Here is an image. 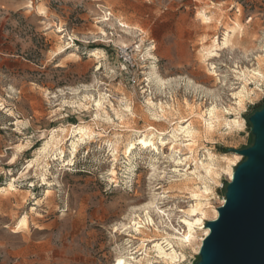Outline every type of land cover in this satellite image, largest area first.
Returning <instances> with one entry per match:
<instances>
[{
	"label": "rangeland",
	"instance_id": "rangeland-1",
	"mask_svg": "<svg viewBox=\"0 0 264 264\" xmlns=\"http://www.w3.org/2000/svg\"><path fill=\"white\" fill-rule=\"evenodd\" d=\"M263 105L264 0H0V264H196Z\"/></svg>",
	"mask_w": 264,
	"mask_h": 264
},
{
	"label": "water",
	"instance_id": "water-1",
	"mask_svg": "<svg viewBox=\"0 0 264 264\" xmlns=\"http://www.w3.org/2000/svg\"><path fill=\"white\" fill-rule=\"evenodd\" d=\"M252 144L232 171L196 264H264V105L249 117Z\"/></svg>",
	"mask_w": 264,
	"mask_h": 264
},
{
	"label": "bare ground",
	"instance_id": "bare-ground-1",
	"mask_svg": "<svg viewBox=\"0 0 264 264\" xmlns=\"http://www.w3.org/2000/svg\"><path fill=\"white\" fill-rule=\"evenodd\" d=\"M203 19H205V21L207 20V19H209V17H206V16H203ZM224 41V40H223ZM155 79V78H154ZM150 80H151V78H150ZM157 81H158V79H157ZM159 82H160V84H164V81L160 78L159 79ZM163 89V88H162ZM244 99V98H243ZM97 104V103H96ZM235 105V104H234ZM126 109V108H125ZM226 112V111H225ZM208 116H209V118L207 119V120H204L205 121V126H206V128H212L213 127V123H212V120H214V119H217L219 116H220V112L219 111H217L215 108H211L210 110H209V112H208ZM111 120V119H110ZM181 128V130L184 132V131H186L185 129V127L184 126H181L180 127ZM205 128V129H206ZM206 130H208V129H206ZM92 132L91 131H88L87 133H86V135L87 136H89L90 134H91ZM192 134V133H191ZM190 135V134H189ZM138 140V143L139 144H141L140 143V141H144V142H146V143H148L150 146H153V140H152V138L151 137H149V136H145V135H143V136H141L139 139H137ZM186 144V143H185ZM194 145V144H193ZM134 148V142H131L130 144H129V146L127 147V149H126V151H130L131 149H133ZM171 149L172 150H175V147L174 146H172L171 147ZM179 160V159H178ZM179 161H182V159H180ZM186 167V166H185ZM201 167L203 168V170L205 171V173H210V172H212V169H211V165L210 164H202L201 165ZM185 170V169H184ZM188 171V170H187ZM112 173H114V171H112ZM230 178H231V174H230ZM113 179V178H112ZM195 193V192H194ZM198 196V195H197ZM198 207V206H197ZM196 207V208H197ZM191 212H195V210H191ZM158 213H161L162 215H164L165 214V210H163V209H158ZM194 215V214H193ZM217 216V210H216V214H215V216L214 217H216ZM199 218H200V221H199V223L203 220V213L200 211V215L198 216ZM181 223H183V224H185L186 225V227H187V231H180V230H178L177 228H175L172 224H170L169 226L173 229V231H175L176 232V234L175 235H170V237H172V238H175V239H178L182 244L183 243H188V244H190V243H192V241L194 240V234H193V232H194V226L195 225H197L198 223L196 222V219L195 218H191V217H188V216H186V217H183V221L181 222ZM140 224H141V222H139V221H134V226H135V228H136V230L137 231H139V232H141V230H140ZM163 229V228H162ZM186 230V229H185ZM174 233V232H173ZM208 233V228H206L205 227V230H204V233H203V237L206 235ZM203 237L201 238V240L203 239ZM200 241V240H199ZM165 242H166V246L164 247L163 246V244H162V242H159V241H157V242H155L154 243V249L157 251V256L158 257H160V258H162L163 260H165V261H170V262H172V261H175L177 258H178V255H177V252H176V249L174 248V246L172 245V242H170V241H168L167 239H165ZM135 260V259H134ZM157 263V262H156Z\"/></svg>",
	"mask_w": 264,
	"mask_h": 264
},
{
	"label": "snow or ice",
	"instance_id": "snow-or-ice-1",
	"mask_svg": "<svg viewBox=\"0 0 264 264\" xmlns=\"http://www.w3.org/2000/svg\"><path fill=\"white\" fill-rule=\"evenodd\" d=\"M140 143L144 145V141H140ZM144 146L147 147V145H144ZM197 223H199V221H197ZM117 264H123V261H118Z\"/></svg>",
	"mask_w": 264,
	"mask_h": 264
}]
</instances>
